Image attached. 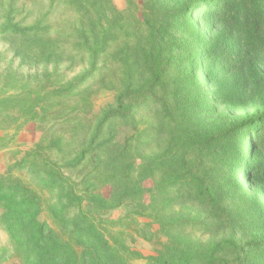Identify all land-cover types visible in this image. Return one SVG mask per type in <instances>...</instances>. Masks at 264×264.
I'll return each instance as SVG.
<instances>
[{"label":"rangeland","instance_id":"rangeland-1","mask_svg":"<svg viewBox=\"0 0 264 264\" xmlns=\"http://www.w3.org/2000/svg\"><path fill=\"white\" fill-rule=\"evenodd\" d=\"M13 1L10 12L8 5ZM96 1L106 9V18L112 19L115 12L123 15L117 22L121 28L115 30L119 35L111 43L110 52L100 57L102 70L94 80L70 94L55 96L56 89L77 79L89 63L74 50V41L69 40L71 35L68 39L65 37L77 26L76 10L61 0H55L51 7L50 0H0V27L8 17L11 24L18 27L36 25L47 17V24L51 26L49 33L40 29L24 36L0 33V144H5L7 153H15L13 160L21 159L42 142L48 144L50 137L58 139L61 151L48 149V153L60 164L85 148L101 112L114 105L116 92L125 82V66L119 56L126 44H136L145 27L157 31L166 53L167 97L177 103L196 133H222L245 117L264 112V61L238 48L235 33L227 24L214 23L202 10L189 11L185 5L190 0ZM47 12L50 13L47 15ZM54 29L63 33L55 36ZM234 50L240 52L242 65L239 67L225 64L221 67V62L215 61L220 55L236 54ZM132 72L135 73L133 81L143 84L146 75L135 68ZM159 123L157 107H137L130 118L111 123L109 132L114 142H122L135 130ZM242 128L234 141L220 144L217 156L208 161L213 184L228 210L227 219L219 222L207 210L188 204L163 207L164 200H157L155 208L160 220H186L203 225L162 228L150 217H137L123 236L125 245L136 254H130L121 264H145V257L159 252L177 256L189 250L206 251L226 241L234 243L240 251L215 256L237 258L239 264H264V243L261 242L264 240V154L250 151L247 157L241 155L242 148L247 152L252 142L246 139L248 132H243ZM104 135L101 139L108 137ZM143 141L139 139L134 144L132 177L142 186H151V181L145 180L140 172L147 155L161 154L164 144L155 141L143 145ZM3 154L0 151V175L5 171ZM35 164L38 166L39 162ZM91 170L93 166L88 160L79 168H65L63 172L78 183L79 190L109 198V186L94 180ZM14 175L35 189L44 202L54 201L58 189L53 179H42L31 166L15 169ZM57 204L58 219L46 210L40 211L36 219L58 235L57 238L48 235V242L42 245L44 251L52 249L66 257L80 252V242L93 241V233L85 229L92 219L75 217L76 208L65 201ZM129 210L131 208L123 204L114 209L104 206L96 213L102 219L99 232L110 245L113 240L109 234L113 233L109 232L116 230L110 222L123 216L131 217L127 214ZM32 229L29 227L19 233L18 240L10 239L0 219V264H28L25 252L35 249ZM155 232L157 240L151 236ZM109 264L119 263L109 259Z\"/></svg>","mask_w":264,"mask_h":264},{"label":"trees","instance_id":"trees-1","mask_svg":"<svg viewBox=\"0 0 264 264\" xmlns=\"http://www.w3.org/2000/svg\"><path fill=\"white\" fill-rule=\"evenodd\" d=\"M54 2L55 0H50V7ZM61 2L72 5L79 16L77 26L65 37L68 39V35H71L72 38L69 40L74 41V50L80 57L87 58L89 63L77 79L56 89L55 96L70 94L100 74L102 70L99 66L100 57L110 52L111 43L119 35V31L115 32V30L121 28L117 22L123 18L118 12L113 13L112 19L106 18V9L96 0H61ZM14 3L13 1L8 5L10 12L13 11ZM185 6L189 11L202 10L214 23L227 24L235 33L238 48L241 50L243 48L247 51V55L251 54L264 61V0H190ZM49 13L47 12V15ZM47 23L49 22L46 17L44 20L40 19L36 25L18 27L11 24L8 17L1 25L0 33L12 32L24 36L38 29L43 33H49L51 26ZM54 33L57 36L63 32L54 29ZM234 52L236 54L220 55L215 61H220L221 67L222 64L239 67L242 65L238 56L240 52L239 50ZM119 59L125 66V82L116 92L114 105L101 112L85 148L79 150L67 162L60 164L50 157L48 149L58 153L61 151L57 146L58 139L54 137L48 139V144L42 142L36 145L33 151L25 153L19 160H13L15 153H7L5 144H0L5 163V171L0 175V209L2 210L0 219L7 228L10 239L18 240L19 233H24L29 227H33L35 249L25 252L28 264H109V259L121 264L124 260H128L130 254H136L125 245L123 236L124 230L131 229V222L137 217H150L153 221H158L162 228L203 225L186 220L170 222L160 220V216L157 215L158 209L155 208L157 200H164L163 207L172 204L193 205L207 210L213 218L223 222L227 219L228 210L213 184L208 161L217 156V148L220 144L227 145L230 141H234L240 127H243V132L245 130L248 132L246 139L252 140L247 152L246 148H242L241 155L247 157L250 151L255 153L261 151L264 154V112L247 116L240 123L218 134L196 133L191 128L183 112L177 107V103L167 97L169 91L165 77L168 60L155 29L145 27L136 44L124 46ZM134 68L137 72L146 75L141 85L133 81ZM208 75L210 76V72ZM145 106L157 107L160 123L143 128L141 131L135 130L134 134L122 142H114L115 138L109 132L111 123L130 118L135 108ZM105 133L108 137L101 139ZM139 139L144 140L143 145H150L155 141L164 144L161 154L147 155L145 165L140 172L145 180L151 181V186H142L132 177L134 144H137ZM88 160L93 166L90 176L92 175V178L101 185L109 186V198H101L89 193L88 190H79L78 183L63 172L65 168L68 170L79 168ZM35 162H39V165L37 166ZM28 166H31L42 179L47 177L55 181L58 192L54 201L44 202L35 189L14 175L15 169L21 170ZM62 201L76 208L75 217L92 219V222L86 224L85 229L89 234L92 232V237L97 240L96 242L92 238L94 242H80V252H72L66 257L52 249L44 251L42 245L48 242L46 240L49 239L48 235H53L54 238L58 235L53 229L47 228L45 223H40L36 219L42 210L48 211L54 219H58L55 211L57 203ZM123 204L131 208L127 213L131 217L123 216L110 222L111 226L116 228L114 232H109L113 233L109 234L113 240V244L110 245L99 232L98 226L101 227L102 219L96 216V213L101 212L104 206L114 209ZM151 236L154 240L158 239L156 232ZM168 240L174 242V239ZM261 242L264 243V240ZM235 251H240V248L226 241L221 246L206 251L189 250L177 256L159 252L155 256L145 257V264H239L237 258L232 260L215 256L217 253L225 255L236 253Z\"/></svg>","mask_w":264,"mask_h":264}]
</instances>
